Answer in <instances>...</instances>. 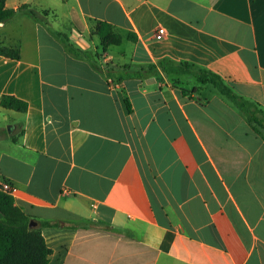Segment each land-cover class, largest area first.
<instances>
[{
    "label": "crops",
    "instance_id": "obj_1",
    "mask_svg": "<svg viewBox=\"0 0 264 264\" xmlns=\"http://www.w3.org/2000/svg\"><path fill=\"white\" fill-rule=\"evenodd\" d=\"M24 3L47 19L19 11L0 22V46L20 54H0V97L27 103L0 108V179L35 220L69 223L41 229L47 264H264V137L210 83L158 63L206 69L264 112V0L5 6ZM94 20L120 44L102 50Z\"/></svg>",
    "mask_w": 264,
    "mask_h": 264
},
{
    "label": "trees",
    "instance_id": "obj_2",
    "mask_svg": "<svg viewBox=\"0 0 264 264\" xmlns=\"http://www.w3.org/2000/svg\"><path fill=\"white\" fill-rule=\"evenodd\" d=\"M5 1L0 0V22L19 11H27L37 22L47 19L46 11L39 12L30 8L26 3L17 8H7ZM57 35L61 36L65 48L71 55L84 58L98 70L104 71L109 83L114 81L113 69L107 68L106 65H104L106 68L102 69L103 65L96 61L95 54L74 47L65 34L57 32ZM90 35H95L98 38L102 50L120 44L123 39V36L114 29L113 25L104 20H94ZM126 38L134 41L135 35L128 32ZM0 54L13 59L20 57L19 49L11 46H0ZM158 63L165 73L192 74L200 83H210L246 117L247 121L252 124L255 133L264 137L260 133V129L264 130V112L257 103L246 100L235 93L218 75L186 61L173 62L161 59ZM122 78L123 75L119 76L117 81ZM124 102L130 111L128 100H124ZM0 108L24 113L27 110V103L13 95L3 94L0 97ZM21 132L20 130L17 135H20ZM17 135H11L10 138L16 139ZM31 221H34L35 225L30 226ZM67 225L69 223L62 221L35 220L33 216L14 204L11 194L0 190V264H47L51 250L45 243L41 229L43 227H66ZM86 225H94V223L90 222Z\"/></svg>",
    "mask_w": 264,
    "mask_h": 264
},
{
    "label": "built area",
    "instance_id": "obj_3",
    "mask_svg": "<svg viewBox=\"0 0 264 264\" xmlns=\"http://www.w3.org/2000/svg\"><path fill=\"white\" fill-rule=\"evenodd\" d=\"M165 33V28L161 25H157L156 27V30H155V37L156 38H161ZM0 190L3 191V192H6V193H9L13 196V191H14V188L13 186L7 182V181H4V180H1L0 179Z\"/></svg>",
    "mask_w": 264,
    "mask_h": 264
},
{
    "label": "water",
    "instance_id": "obj_4",
    "mask_svg": "<svg viewBox=\"0 0 264 264\" xmlns=\"http://www.w3.org/2000/svg\"><path fill=\"white\" fill-rule=\"evenodd\" d=\"M6 130H7V132H10V125H7L6 126ZM32 225H35V222L34 221H31L30 222V226H32Z\"/></svg>",
    "mask_w": 264,
    "mask_h": 264
},
{
    "label": "rangeland",
    "instance_id": "obj_5",
    "mask_svg": "<svg viewBox=\"0 0 264 264\" xmlns=\"http://www.w3.org/2000/svg\"><path fill=\"white\" fill-rule=\"evenodd\" d=\"M100 56L102 57V53ZM260 133L264 136V130L263 129H260Z\"/></svg>",
    "mask_w": 264,
    "mask_h": 264
}]
</instances>
